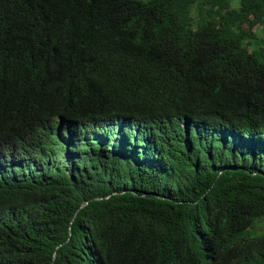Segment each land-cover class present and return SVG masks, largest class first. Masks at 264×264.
<instances>
[{
  "label": "trees",
  "instance_id": "16d2710c",
  "mask_svg": "<svg viewBox=\"0 0 264 264\" xmlns=\"http://www.w3.org/2000/svg\"><path fill=\"white\" fill-rule=\"evenodd\" d=\"M233 1L0 0V264H264V0Z\"/></svg>",
  "mask_w": 264,
  "mask_h": 264
},
{
  "label": "rangeland",
  "instance_id": "374dc122",
  "mask_svg": "<svg viewBox=\"0 0 264 264\" xmlns=\"http://www.w3.org/2000/svg\"><path fill=\"white\" fill-rule=\"evenodd\" d=\"M233 3L236 4L237 0H234ZM248 28H252V26H249Z\"/></svg>",
  "mask_w": 264,
  "mask_h": 264
},
{
  "label": "water",
  "instance_id": "95a60500",
  "mask_svg": "<svg viewBox=\"0 0 264 264\" xmlns=\"http://www.w3.org/2000/svg\"><path fill=\"white\" fill-rule=\"evenodd\" d=\"M54 257H55V254H54Z\"/></svg>",
  "mask_w": 264,
  "mask_h": 264
}]
</instances>
